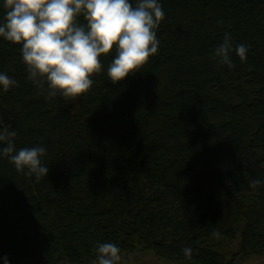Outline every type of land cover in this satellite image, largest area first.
<instances>
[{
	"label": "trees",
	"instance_id": "1",
	"mask_svg": "<svg viewBox=\"0 0 264 264\" xmlns=\"http://www.w3.org/2000/svg\"><path fill=\"white\" fill-rule=\"evenodd\" d=\"M159 2L158 53L113 84L114 46L67 100L45 99L22 45L0 37V73L18 82L0 86V129L17 150L44 147L49 169L37 182L0 157V264H98V243L172 264L264 257V187L249 188L264 179V0ZM225 33L249 47L232 69L213 59Z\"/></svg>",
	"mask_w": 264,
	"mask_h": 264
},
{
	"label": "clouds",
	"instance_id": "2",
	"mask_svg": "<svg viewBox=\"0 0 264 264\" xmlns=\"http://www.w3.org/2000/svg\"><path fill=\"white\" fill-rule=\"evenodd\" d=\"M5 10L0 22V37L22 45V61L28 80L51 100L58 95L65 100L88 93L93 86V74L102 71L100 57L116 46L114 59L107 68L113 84L134 76L149 57L158 53L160 41L156 35L165 12L159 0H2ZM83 15L85 23L78 16ZM241 62L247 60L249 47L236 44L229 33L214 48L213 59L229 69L235 67L231 53ZM45 85L46 90H45ZM4 92L18 86L17 80L0 73ZM15 131L0 129V157H6L18 172L37 182L48 174L43 163L44 147H23L17 150ZM264 187V179L249 181V188ZM214 236L218 233H213ZM120 248L114 243H98L95 248L98 264H118ZM186 259H192L193 249L185 247ZM8 264L7 257L4 258Z\"/></svg>",
	"mask_w": 264,
	"mask_h": 264
},
{
	"label": "rangeland",
	"instance_id": "3",
	"mask_svg": "<svg viewBox=\"0 0 264 264\" xmlns=\"http://www.w3.org/2000/svg\"><path fill=\"white\" fill-rule=\"evenodd\" d=\"M238 242V238L227 242L223 247L222 252L228 253L235 251L238 247ZM120 255L121 260L118 262V264H172L163 258L155 256L150 251L136 250L130 254L122 253ZM31 264H41V262L40 260L35 259V261L31 262ZM236 264H264V257L249 258L244 261H239Z\"/></svg>",
	"mask_w": 264,
	"mask_h": 264
}]
</instances>
